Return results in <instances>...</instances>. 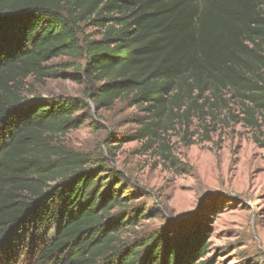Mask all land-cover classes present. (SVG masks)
<instances>
[{"label": "trees", "instance_id": "obj_1", "mask_svg": "<svg viewBox=\"0 0 264 264\" xmlns=\"http://www.w3.org/2000/svg\"><path fill=\"white\" fill-rule=\"evenodd\" d=\"M60 57L93 85L94 106L124 100L143 114L119 141L173 159L167 133L194 136L195 119L206 139L220 121L262 132L264 0H0V255L11 263L35 247L33 264H218L199 219L132 234L148 213L106 145L97 155L56 145L93 117L86 97L24 95L29 77L57 75L48 62Z\"/></svg>", "mask_w": 264, "mask_h": 264}, {"label": "rangeland", "instance_id": "obj_2", "mask_svg": "<svg viewBox=\"0 0 264 264\" xmlns=\"http://www.w3.org/2000/svg\"><path fill=\"white\" fill-rule=\"evenodd\" d=\"M72 61L70 57L49 61V70L57 75L43 81L29 77V92L24 95L85 98L93 85L75 78L77 70L67 65ZM86 100L93 117L58 136L56 145L92 155L108 147L110 167L123 171L135 184L127 186L126 193L135 192V205L148 213L133 235L179 229L199 219L210 226L208 255L218 264H264V124L259 132L243 122L220 121L206 139L195 119L192 131L200 132L194 136L185 137L179 126L169 130L173 159H165L158 147L145 152L140 141H119L135 132L136 119L143 115L127 101L119 100L106 110L94 106L88 96ZM218 205L223 207L219 214ZM35 249L19 251L11 263L3 255L0 259L2 264H33Z\"/></svg>", "mask_w": 264, "mask_h": 264}]
</instances>
